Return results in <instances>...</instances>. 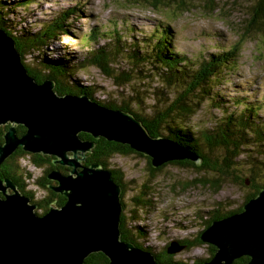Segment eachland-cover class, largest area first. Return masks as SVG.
<instances>
[{
    "label": "trees",
    "instance_id": "16d2710c",
    "mask_svg": "<svg viewBox=\"0 0 264 264\" xmlns=\"http://www.w3.org/2000/svg\"><path fill=\"white\" fill-rule=\"evenodd\" d=\"M12 1L14 0H0V30L5 31L8 36L13 38L22 56L24 66L38 83L50 79L55 82V89L59 95L86 94L102 106L121 109L133 114L153 137L171 139L195 152L202 160L199 165L191 161L172 163V165L181 168L190 167L199 173L212 174L213 176L212 179H195L192 184L206 185L218 193L225 181L229 180L251 190L244 203L255 197L259 190L264 188V180H262L264 177V150L260 149L264 144V124L261 122L259 114L263 108L254 106L242 98L234 97L230 99L232 101L230 103H233L231 105L237 109L236 112L227 108L222 109V116L217 118L218 122L212 130L195 132L187 123L205 102L214 105L216 109L223 108V99L220 100L219 93L214 89L219 86L220 79L227 72L235 69L243 38L231 48L209 53L200 63H194L187 56L174 50L172 30L164 24L155 27L151 34H144L140 41H137L136 37H127L124 40V32L118 29L113 30V33L109 35L101 26L97 25L86 33L82 32V45L87 50L80 57L70 52L68 45L58 46L52 51L49 49L52 46L51 43L57 41L59 36L69 35L73 26L68 21L73 15H77V7H70L60 12L57 16L45 21L37 31H32L27 30L24 26L21 27L25 24L24 21L18 22L19 20L14 16L18 7L27 10L32 1L27 0L22 6L20 3L18 4L17 0ZM128 1L133 5L144 4L157 8L166 0ZM180 4L183 6L184 1L181 0ZM249 15V23L244 34L264 35V0H255ZM126 33L133 36L131 32H127V29ZM102 39H109V42L100 44L99 41ZM129 39H132L131 42H128ZM111 43L113 47H111ZM53 55L56 56L53 57ZM27 56L36 62L31 65L27 64L25 61ZM122 58L128 65L131 64L130 67L124 69L121 66ZM89 67L98 69L118 88L126 89L127 86H132V92L125 95V91L122 90L120 93L122 95L115 100L105 101V97L96 98L95 86L86 85L78 76L80 71ZM149 79L159 82L158 89H152L151 92L154 99L152 106H146L144 101L146 97L143 99V94L134 88L136 84L144 83ZM168 91H170L169 94ZM239 107L242 108L239 109ZM3 129L4 127L0 128V141L3 140L2 135L5 130ZM80 136L82 139L95 142V147L87 156L84 165L98 164L103 168L110 169L115 182L122 188V195L126 193L127 189L124 184L125 175L122 170L111 165V160L116 155L122 157L137 155L145 158L152 176L167 166L153 168L149 158L133 151L128 145L109 142L104 138L95 140L85 133H81ZM248 150L251 151V155ZM25 155L27 153L20 150L6 160L0 166V179H12L22 194L30 195L32 203L38 205L36 212L42 211L44 214L55 204L57 207L62 206L66 199L63 198L59 201L56 199L58 195L56 196L48 188L46 176L36 180V185L46 192L45 196L35 200V194L28 191L26 180L32 175H30L31 173L28 174L29 176L24 174L25 172L23 169L21 170L19 164V159ZM31 157L35 166L45 165L44 161L47 156L33 154ZM241 157L249 163L246 164L248 166L247 178H242L244 167L239 166ZM246 181H249V184H246ZM151 194V188L148 185H143L139 194L133 198L135 209L128 215V218L122 213L121 240L153 253L159 264H187L174 260L175 257L167 251L169 245L162 252L156 253L151 251L150 246L144 247L138 243L149 235L148 228L142 226V218L138 213L144 209H152L153 196ZM243 204L236 210L216 209L212 213L207 212L208 215H211L210 217L206 214L199 216L204 222V230L213 221L241 212ZM123 205L125 206L124 203ZM131 222H134V225ZM203 231L199 232L193 240H181L188 243L187 250L206 245L210 252L209 258L196 259L192 264H204L215 254L214 246L201 242L200 235ZM249 259V257H243L235 261L234 264H247ZM84 264H110V262L104 254L94 253L85 260Z\"/></svg>",
    "mask_w": 264,
    "mask_h": 264
},
{
    "label": "water",
    "instance_id": "95a60500",
    "mask_svg": "<svg viewBox=\"0 0 264 264\" xmlns=\"http://www.w3.org/2000/svg\"><path fill=\"white\" fill-rule=\"evenodd\" d=\"M0 166L20 150L55 158L68 175L53 170L50 186L66 197L62 206L42 215L10 178L0 179V264H84L102 253L110 264H159L153 253L121 240L122 188L110 169L84 165L93 139L128 145L150 159L155 169L180 161L199 165L201 158L176 141L153 137L133 114L111 109L86 94L59 95L55 82L38 83L23 64L16 43L0 30ZM249 184V181H246ZM216 248L204 264H264V188L243 210L213 221L200 235ZM185 246L172 241L170 255Z\"/></svg>",
    "mask_w": 264,
    "mask_h": 264
},
{
    "label": "rangeland",
    "instance_id": "374dc122",
    "mask_svg": "<svg viewBox=\"0 0 264 264\" xmlns=\"http://www.w3.org/2000/svg\"><path fill=\"white\" fill-rule=\"evenodd\" d=\"M26 1L17 0L20 6ZM31 1L27 10L18 7L14 16L19 20L18 22L24 21L25 24L21 27L24 26L32 31H37L45 21L52 19L60 12L70 7L78 8L77 15H73L68 21L73 26L69 35L59 36L57 41L51 43L52 46L49 49L52 51L58 46L68 45L69 51L80 57L87 50L82 45V32L86 33L97 25L109 35L113 33V30L118 29L124 32V40L127 37H136L137 41H140L144 34H151L155 27L164 24L172 30L174 50L187 56L194 63H200L209 53L231 48L243 38L235 69L227 72L220 79L219 86L214 89L219 93L220 100L223 99V108L216 109L214 105L205 102L187 123L195 132L212 130L218 122L217 118L222 116V109L227 108L236 112L237 109L231 105L233 103H230L232 102L230 99L237 97L263 108L259 114L264 124V35L244 34L255 0H183V6L180 4L181 0H166L157 8L144 4L133 5L128 0ZM126 29L133 36L126 33ZM131 40L129 39L128 42ZM99 42L103 44L109 42V39H102ZM25 61L29 65L36 62L30 56H27ZM120 63L124 69L131 65L124 62L123 58ZM78 76L86 85L95 86L96 98L105 97V101L118 99L122 95L120 94L122 90L125 91V95L133 90L132 86H127L126 89L118 88L111 79L94 67L80 71ZM158 87L159 82L157 80L153 82L150 79L134 86L143 94V99L146 97L144 100L146 106L154 104L151 92L152 89L157 90ZM260 149L264 150V144ZM250 150L248 152L251 155ZM32 155L27 154L20 158L19 164L24 174L31 173L32 175L26 180L29 190H37V187L39 189L40 187L36 185V180L42 172L48 176L51 171L45 167L46 163H49L47 158L44 161L45 165L35 167ZM246 164H249L248 161L241 157L239 166L244 167L242 178L248 175ZM111 165L122 170L125 175L124 184L127 189L125 194L121 193V201L125 204L123 214L127 218L135 209L133 198L139 194L142 186L148 185L151 188L152 209H144L138 213L142 218L141 224L148 228L149 235L138 243L144 247L150 246L151 251L156 253L162 252L172 241L193 240L199 232L204 230V222L199 216L206 214L210 217L211 215L207 212L212 213L216 209L236 210L242 207L251 192L250 189L226 180L221 190L216 193L214 189L206 185L192 184L195 179H212V174L199 173L193 168H181L172 164L152 176L148 170L147 160L137 155L123 157L116 155L112 158ZM56 171L63 172L59 169ZM69 173L63 174L68 175ZM42 196V191H37L35 197L40 199ZM37 213L41 215L43 212L38 211ZM131 224L134 225V222ZM209 254L207 246L204 245L192 250L184 247L173 256L176 262L192 264L196 259L209 258Z\"/></svg>",
    "mask_w": 264,
    "mask_h": 264
},
{
    "label": "flooded vegetation",
    "instance_id": "af4514ba",
    "mask_svg": "<svg viewBox=\"0 0 264 264\" xmlns=\"http://www.w3.org/2000/svg\"><path fill=\"white\" fill-rule=\"evenodd\" d=\"M26 156V155H25ZM56 159L55 158H52V157H49L48 158V162L49 163H46V165H45V167L47 168V169H49L50 171H53V170H56V169H59V170H61V171H63L62 173H64V174H66V173H68V172H70L71 171V169L70 168H68V167H66V166H63V165H59L58 163H56V161H55ZM87 160V159H86ZM86 160L83 162V164L86 162ZM34 166V165H33ZM36 167V166H35ZM41 169V168H40ZM31 172H33V171H31ZM27 174H29V173H27ZM43 176H46V179H47V185H48V188L50 189V186H56L58 183L55 181V180H49L48 178H47V175H45L44 174V172H42V175L40 176V177H43ZM18 187V186H17ZM28 188V191L29 192H31V193H34L35 195H34V198H35V200H39V198H36L35 196H36V193H37V191H42V193H43V196H45V194H46V192L45 191H43L41 188L39 189L38 187H37V190H34V189H32V190H29V187H27ZM19 189V188H18ZM56 196H57V198L56 199H58V201L59 200H61V199H66V197L65 196H63V195H61L60 193H56V192H54L52 189H50ZM42 196V197H43ZM28 197H30V195H28ZM41 197V198H42ZM31 198V197H30ZM40 198V199H41ZM31 200H32V198H31ZM55 203H57V202H55ZM54 206H56V204L54 205ZM57 207V206H56ZM181 244H183L185 247H187V244H186V242H182L181 240H178Z\"/></svg>",
    "mask_w": 264,
    "mask_h": 264
},
{
    "label": "bare ground",
    "instance_id": "6f19581e",
    "mask_svg": "<svg viewBox=\"0 0 264 264\" xmlns=\"http://www.w3.org/2000/svg\"><path fill=\"white\" fill-rule=\"evenodd\" d=\"M154 255V254H153Z\"/></svg>",
    "mask_w": 264,
    "mask_h": 264
}]
</instances>
